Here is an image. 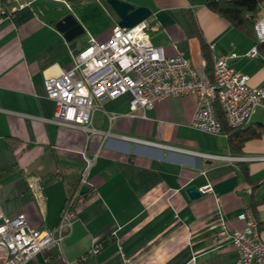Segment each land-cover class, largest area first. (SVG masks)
<instances>
[{
    "label": "crops",
    "instance_id": "0c3cea01",
    "mask_svg": "<svg viewBox=\"0 0 264 264\" xmlns=\"http://www.w3.org/2000/svg\"><path fill=\"white\" fill-rule=\"evenodd\" d=\"M26 1L28 6L0 22V173L9 171L0 175L1 210L8 216L23 212L34 230L54 228L84 157L96 155L88 177L92 188L70 234L59 248L26 264H232L234 245L216 233L221 221L229 230L243 228L237 217L245 209L252 210L264 240V100L247 125L261 134L238 153L228 147L232 131H225V123L221 135L189 126L193 95L158 101L134 114L130 95L104 99L91 128L106 136L57 125L43 79L68 71L73 55L56 22L75 17L84 30L74 39L81 50L89 38L108 40L119 19L106 0ZM121 1L150 10L149 40L166 57L182 54L198 69L206 63L211 76L212 54L233 53L232 67L250 86L264 87V43L256 45L211 12L205 0ZM254 46L258 53L251 56ZM189 152L261 159L206 160ZM29 179L42 187L43 212ZM190 186L198 188V198L188 197ZM206 186L211 193L202 192ZM96 244L99 251L89 253Z\"/></svg>",
    "mask_w": 264,
    "mask_h": 264
},
{
    "label": "built area",
    "instance_id": "2783aa9c",
    "mask_svg": "<svg viewBox=\"0 0 264 264\" xmlns=\"http://www.w3.org/2000/svg\"><path fill=\"white\" fill-rule=\"evenodd\" d=\"M26 0H2L0 22L11 14L29 5ZM255 41L264 43V18L254 26ZM213 52V47H209ZM257 46L250 50L257 55ZM235 54H212V73L206 74V63L194 68L182 54L166 57L162 47H156L149 40V24L145 20L132 28L113 26L108 40L98 42L89 38L86 46L73 56L72 67L58 76L43 79L46 97L54 102L52 122L81 130L89 135H108L91 128L98 102L115 100L130 95L129 108L136 111L150 109L158 101L195 97V109L189 126L195 130L221 135V124L217 110L222 112L227 126L233 129L247 126L255 110L262 106L264 87L249 85V78L236 71L231 62ZM114 116H108L109 122ZM136 143L159 145L133 138ZM171 149V148H170ZM206 160L249 162L261 158L229 156L189 152ZM96 155L84 157V168L75 187L67 194L60 210L57 224L52 229L34 230L29 227L26 215L18 212L6 215L0 207V264H26L37 254L59 248L63 239L71 232L78 210L84 204L92 185L88 181ZM264 183V179H263ZM27 186L41 212L44 211L42 187L35 179H29ZM211 193L210 186L202 190ZM243 228L229 230L219 222L216 233L218 240H231L236 249L232 264H264V240L261 239L256 218L250 209L238 215ZM101 248L94 245L89 253L95 254Z\"/></svg>",
    "mask_w": 264,
    "mask_h": 264
},
{
    "label": "trees",
    "instance_id": "16d2710c",
    "mask_svg": "<svg viewBox=\"0 0 264 264\" xmlns=\"http://www.w3.org/2000/svg\"><path fill=\"white\" fill-rule=\"evenodd\" d=\"M205 5L211 12L226 20L233 28L255 40L254 26L264 17V0H205ZM256 45L258 44L256 43ZM202 48L205 50L203 44ZM205 56L207 57L208 55ZM217 117L221 123V127L223 123L226 124L220 110H217ZM247 127L233 129L227 126V129H225V131H232L228 136V147L234 153L240 151L245 141L258 137L261 134L260 131ZM222 131L224 132L221 128ZM8 172V170H3L0 173L1 177H4Z\"/></svg>",
    "mask_w": 264,
    "mask_h": 264
},
{
    "label": "water",
    "instance_id": "95a60500",
    "mask_svg": "<svg viewBox=\"0 0 264 264\" xmlns=\"http://www.w3.org/2000/svg\"><path fill=\"white\" fill-rule=\"evenodd\" d=\"M107 4L118 17L117 25L120 28H132L145 21L151 15L146 7H135L121 0H106ZM56 29L63 34L64 40L69 43V50L72 55H76L79 50L76 49L74 39L83 34L84 30L72 14H68L55 24ZM186 194L190 199L198 198L201 193L198 188L190 186L186 189Z\"/></svg>",
    "mask_w": 264,
    "mask_h": 264
},
{
    "label": "rangeland",
    "instance_id": "374dc122",
    "mask_svg": "<svg viewBox=\"0 0 264 264\" xmlns=\"http://www.w3.org/2000/svg\"><path fill=\"white\" fill-rule=\"evenodd\" d=\"M264 15V14H263ZM264 17H262V19H263Z\"/></svg>",
    "mask_w": 264,
    "mask_h": 264
}]
</instances>
